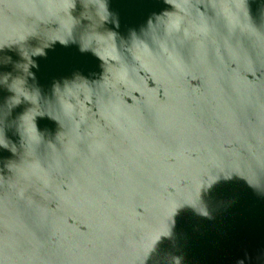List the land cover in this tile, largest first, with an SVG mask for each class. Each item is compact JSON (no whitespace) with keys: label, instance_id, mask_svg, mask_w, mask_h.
Here are the masks:
<instances>
[{"label":"water","instance_id":"water-1","mask_svg":"<svg viewBox=\"0 0 264 264\" xmlns=\"http://www.w3.org/2000/svg\"><path fill=\"white\" fill-rule=\"evenodd\" d=\"M0 264H264V0H0Z\"/></svg>","mask_w":264,"mask_h":264}]
</instances>
